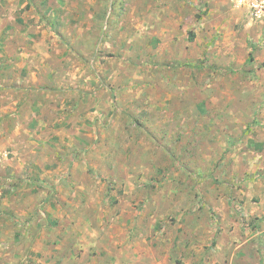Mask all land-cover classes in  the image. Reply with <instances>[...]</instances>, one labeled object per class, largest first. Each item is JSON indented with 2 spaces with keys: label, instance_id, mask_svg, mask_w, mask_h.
I'll return each mask as SVG.
<instances>
[{
  "label": "rangeland",
  "instance_id": "rangeland-1",
  "mask_svg": "<svg viewBox=\"0 0 264 264\" xmlns=\"http://www.w3.org/2000/svg\"><path fill=\"white\" fill-rule=\"evenodd\" d=\"M249 21L235 0H0V264H264Z\"/></svg>",
  "mask_w": 264,
  "mask_h": 264
},
{
  "label": "crops",
  "instance_id": "crops-1",
  "mask_svg": "<svg viewBox=\"0 0 264 264\" xmlns=\"http://www.w3.org/2000/svg\"><path fill=\"white\" fill-rule=\"evenodd\" d=\"M250 23V21H249ZM251 24V23H250ZM256 29L253 30L252 32V37H253V42L255 44V49H253L252 47H249V52H254L253 53V65L254 66H260L259 70H257L255 73L256 75L254 77H257V79L255 80L256 85H258V89L256 92H258L257 94H259V96H264V25L261 24H257L256 25ZM260 92V93H259ZM256 95V94H255ZM253 124H252V130L254 132V141L250 140L249 141V145L250 147L254 148L257 147V150H252L251 155L253 153H255V156L257 157L258 160H260L261 165L264 168V107H261V109L255 111L254 115H253ZM250 136L253 135L251 134ZM249 138V137H248ZM259 147V148H258ZM248 152V151H245ZM242 152L241 154H239V157H244L245 155L243 154H248ZM254 155V154H253ZM260 157L262 159H260ZM247 170H252V169H256V166H251V165H246ZM104 240V239H103ZM102 239L99 238H95L92 240V242L90 243L87 239H84L83 241L77 240L76 242L78 244V247H81L84 251H86L87 249L90 248V246L94 245L93 248L94 249H98L99 251L103 252L105 245L102 243L104 242ZM106 243V241H105ZM111 247V244L109 245ZM50 256V254L48 255V253H45L44 256H41L40 258V262L42 264H51L49 261L51 260L52 262H54L55 264H57V262H59L60 259V254H56V256L54 258H50L48 257ZM87 254H85L84 252L81 255V259H83L84 261H87L86 258ZM104 264H111V261H107L108 258L112 257V251L110 250V248L108 249V252L105 251L104 252ZM81 259H76L75 261L77 262V264H80L79 260ZM39 260V259H38Z\"/></svg>",
  "mask_w": 264,
  "mask_h": 264
},
{
  "label": "built area",
  "instance_id": "built-area-1",
  "mask_svg": "<svg viewBox=\"0 0 264 264\" xmlns=\"http://www.w3.org/2000/svg\"><path fill=\"white\" fill-rule=\"evenodd\" d=\"M235 2L247 10L250 23L264 25V0H235Z\"/></svg>",
  "mask_w": 264,
  "mask_h": 264
},
{
  "label": "trees",
  "instance_id": "trees-1",
  "mask_svg": "<svg viewBox=\"0 0 264 264\" xmlns=\"http://www.w3.org/2000/svg\"><path fill=\"white\" fill-rule=\"evenodd\" d=\"M259 148V147H258Z\"/></svg>",
  "mask_w": 264,
  "mask_h": 264
}]
</instances>
